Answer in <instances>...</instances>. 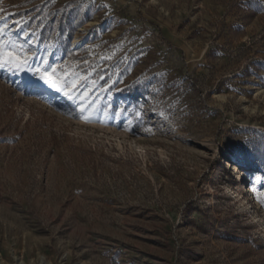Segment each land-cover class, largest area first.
I'll return each instance as SVG.
<instances>
[{
    "label": "rangeland",
    "instance_id": "374dc122",
    "mask_svg": "<svg viewBox=\"0 0 264 264\" xmlns=\"http://www.w3.org/2000/svg\"><path fill=\"white\" fill-rule=\"evenodd\" d=\"M9 54L0 264H264V0H0Z\"/></svg>",
    "mask_w": 264,
    "mask_h": 264
},
{
    "label": "snow or ice",
    "instance_id": "6c2138e0",
    "mask_svg": "<svg viewBox=\"0 0 264 264\" xmlns=\"http://www.w3.org/2000/svg\"><path fill=\"white\" fill-rule=\"evenodd\" d=\"M13 62H15L16 67H20L24 63H26V61H20V60H18V58L13 57V56H11V54H9L8 59L0 58V67H4L5 65L12 64ZM36 71H37V74H40L41 79H43L46 83L47 82H52V83L59 82V78L55 77V73L57 71L55 68H52L51 72H48V71L41 72L40 69H37ZM65 84H67L66 80H65ZM70 87L75 88L76 82L74 81ZM261 202L264 203V200H262Z\"/></svg>",
    "mask_w": 264,
    "mask_h": 264
},
{
    "label": "bare ground",
    "instance_id": "6f19581e",
    "mask_svg": "<svg viewBox=\"0 0 264 264\" xmlns=\"http://www.w3.org/2000/svg\"><path fill=\"white\" fill-rule=\"evenodd\" d=\"M40 48H41V50H43L45 52L46 55H48L50 53V49H47L45 47H40ZM245 177L248 178V175L244 171H240V178L239 177L238 178L240 180H242V182H243ZM253 209H254V207H253Z\"/></svg>",
    "mask_w": 264,
    "mask_h": 264
},
{
    "label": "trees",
    "instance_id": "16d2710c",
    "mask_svg": "<svg viewBox=\"0 0 264 264\" xmlns=\"http://www.w3.org/2000/svg\"><path fill=\"white\" fill-rule=\"evenodd\" d=\"M258 168L264 169V165H258Z\"/></svg>",
    "mask_w": 264,
    "mask_h": 264
}]
</instances>
